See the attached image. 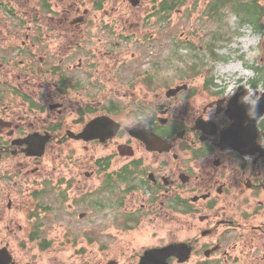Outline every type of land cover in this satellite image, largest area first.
Wrapping results in <instances>:
<instances>
[{
	"label": "flooded vegetation",
	"instance_id": "af4514ba",
	"mask_svg": "<svg viewBox=\"0 0 264 264\" xmlns=\"http://www.w3.org/2000/svg\"><path fill=\"white\" fill-rule=\"evenodd\" d=\"M86 1L0 0V250L9 264H139L166 247L178 249L166 264H264V115L253 125L240 89L208 94L196 71H175L191 80L173 83L180 60L170 54L167 70L143 62L151 69L130 67L135 76L119 86V46L142 45L143 34L106 21L107 9L124 13L120 0L92 1L104 30L93 33ZM97 215L118 217L116 253L92 250ZM153 222L168 242L124 241Z\"/></svg>",
	"mask_w": 264,
	"mask_h": 264
},
{
	"label": "rangeland",
	"instance_id": "374dc122",
	"mask_svg": "<svg viewBox=\"0 0 264 264\" xmlns=\"http://www.w3.org/2000/svg\"><path fill=\"white\" fill-rule=\"evenodd\" d=\"M90 1H86L90 12L87 26L93 25L95 26L93 33L103 34L104 30L97 19L98 13L92 7V1L98 2L99 0ZM128 1L120 0L124 13L119 14V17L115 14L120 8H116L114 14L111 13V9H107L104 16L111 26L121 22L134 24L136 29L141 30L143 34L142 36L138 34V38L142 37L145 40L142 45H132L134 42L130 38H125L121 42L122 47L119 46V51L122 52H119V59L123 65H119V86H124L125 83L122 81H128V78L135 76L130 67H136L140 63H142L141 70L142 68L150 70L151 68L143 65V62L152 61L159 63L157 71L167 70L168 62L164 57L170 54L177 56L181 63L173 62V65L177 66L171 73L173 83L181 79L185 82L191 80V78L175 74V71H196L195 85L204 84L208 94L214 93L228 97L240 89L239 91L243 92L240 100L252 108L256 106L260 98L264 100L262 97L264 94V30L257 29L246 14H242L237 9L236 12L233 11V4L239 8L235 0L232 4L222 5V16H217L211 11L216 0H142L136 8L131 7ZM160 1L170 4L173 9L169 13H160L162 5H159L156 6L157 11H155V4ZM254 2L255 0H242V8L249 7ZM256 2L264 6V0H256ZM32 5H35V0ZM259 22L264 25V17ZM86 28L88 27L84 30L85 38L96 37H89L91 31L87 32ZM147 39H153V41L147 42ZM250 42L252 45L249 44ZM132 52L137 54L133 57L134 59L131 57ZM231 62L239 63L238 69L235 68L233 72H223L226 70L223 68ZM244 71L247 76L243 74ZM137 84L138 82H135L134 85ZM92 148L98 152L105 150L104 147L98 145H93ZM46 198L48 202L54 200V192L49 191ZM91 208H93L92 203ZM91 219V227L97 226L94 230L102 232L91 239L93 241L91 248L94 253L102 256L106 251V247L101 248L102 245L107 246L108 250L113 248L116 253V246L118 245L119 248V227H121L118 217L114 220V215L107 218H104V215H97ZM149 229V233L146 234L143 224H140L124 238V241L133 243L136 248L152 244L163 245L169 241L164 239L166 233L164 224L153 222ZM105 231L111 232L112 236L106 238ZM175 238L180 239V235L178 234ZM17 240H12V242L16 251L20 252L14 242ZM21 252V256L24 257L25 251Z\"/></svg>",
	"mask_w": 264,
	"mask_h": 264
},
{
	"label": "water",
	"instance_id": "95a60500",
	"mask_svg": "<svg viewBox=\"0 0 264 264\" xmlns=\"http://www.w3.org/2000/svg\"><path fill=\"white\" fill-rule=\"evenodd\" d=\"M264 114V103H261V105H257L255 112L250 115V119L253 125H255V121L259 116H262ZM231 119H238V115H230ZM93 128V127H92ZM90 130V129H88ZM111 136V135H109ZM108 136V137H109ZM98 136H92V138H97ZM105 137L103 136L101 140H103ZM178 249L173 247H166L162 249H155V250H149L144 253V255L140 259L139 264H166L165 259L173 256L177 253ZM10 256L7 254V251L0 250V264H9L10 263Z\"/></svg>",
	"mask_w": 264,
	"mask_h": 264
},
{
	"label": "trees",
	"instance_id": "16d2710c",
	"mask_svg": "<svg viewBox=\"0 0 264 264\" xmlns=\"http://www.w3.org/2000/svg\"><path fill=\"white\" fill-rule=\"evenodd\" d=\"M235 8V12H236ZM237 11L241 12L242 14H246L248 18H251V22L254 23L257 29H263L264 27L261 26L259 19L264 15V9L259 8L256 4H252L249 8L244 9H237Z\"/></svg>",
	"mask_w": 264,
	"mask_h": 264
},
{
	"label": "bare ground",
	"instance_id": "6f19581e",
	"mask_svg": "<svg viewBox=\"0 0 264 264\" xmlns=\"http://www.w3.org/2000/svg\"><path fill=\"white\" fill-rule=\"evenodd\" d=\"M237 67H239V63L238 64H234V63H229V65H227L226 67H224L223 69H226V70H224L223 72H225V71H232V70H234L235 68H237ZM241 68V67H240ZM238 69V68H237ZM240 70V69H239ZM233 72V71H232ZM243 74L245 75V76H247L246 75V73H245V71L243 72Z\"/></svg>",
	"mask_w": 264,
	"mask_h": 264
}]
</instances>
